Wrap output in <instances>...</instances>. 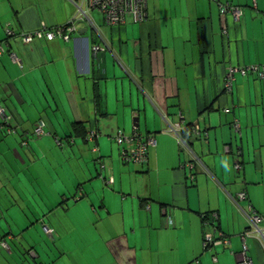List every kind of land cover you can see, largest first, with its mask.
<instances>
[{
  "label": "crops",
  "instance_id": "1",
  "mask_svg": "<svg viewBox=\"0 0 264 264\" xmlns=\"http://www.w3.org/2000/svg\"><path fill=\"white\" fill-rule=\"evenodd\" d=\"M221 1L241 7L238 21L211 0H147L145 20L116 26L85 0H0V264L242 260L248 220L232 197L244 190L239 205L264 214V78L234 72L230 92L223 82L229 67L264 63V0ZM76 4L86 18L67 41L18 38L66 24ZM177 122L199 126L190 145L213 177L181 168L190 155L166 130ZM134 130L155 139L140 165L113 139ZM212 213L229 243L204 248ZM244 241L264 264L262 240Z\"/></svg>",
  "mask_w": 264,
  "mask_h": 264
},
{
  "label": "built area",
  "instance_id": "2",
  "mask_svg": "<svg viewBox=\"0 0 264 264\" xmlns=\"http://www.w3.org/2000/svg\"><path fill=\"white\" fill-rule=\"evenodd\" d=\"M86 5L89 9H94L103 17L104 22L110 26L123 25L126 22L128 16H132L134 20L138 22H142L146 18V7L147 0H85ZM218 4L219 13L221 15L230 14L232 17L238 21L240 16L242 15V9L240 6L233 5L230 2H222L220 0H212ZM76 14L66 23L52 30H47V26L45 23L41 24V28L34 30L32 32H21L18 34V38L23 43H31L39 38L45 37L47 40H53L54 38H62L65 41L69 39V33L76 31L77 23L86 18V11L83 9L81 5L76 4ZM6 35L12 36L14 35L13 30L7 26ZM95 50L103 48L100 46H95ZM4 47L0 44V56L4 53ZM11 57L13 60L18 61L16 55L11 53ZM234 72H239L241 74H247V72H254L257 74L258 78H264V63L263 65L252 64L249 66H240V67H229L227 69L226 75L224 76L223 82V90L225 92H230L231 83L234 77ZM0 114L4 118V121L7 122L10 117L7 116L3 109L0 108ZM232 128L235 133H239L240 131V123L238 120L232 121ZM169 133L173 134L181 150H185L189 155V160H184L181 162V168H185L186 171H191L196 168L198 165L201 167L205 173L209 176L213 177L212 173L208 171V168L202 162V160L198 157V155L193 151L190 142L194 138H200L201 130L198 125H192L189 128H185L182 123L177 122L175 124H167V129ZM10 130H8L9 132ZM33 134L37 137H40L45 134L44 131V122L39 120L33 130ZM97 133L92 130L87 134V140L93 141ZM113 139L121 148V158L123 162L133 163V164H144L147 162V153L149 146L155 143V139L151 135L142 136L136 130H134L130 134H124L122 131L117 132ZM125 144H131L129 148H125ZM238 147V146H237ZM236 154H240V150L236 151ZM242 168V163L238 160V157L234 161V168L236 171H240ZM112 177L106 179L107 183H112ZM247 200V193L244 190L237 192V194L232 197V201L235 205L240 209V211L244 214V217L248 220V227L241 235L242 237V260L237 264H251L250 258L247 255L248 245L244 240L247 239L248 236H257L262 240L264 246V214L257 213L254 211L251 205L248 204L247 208L242 207L240 204L241 201ZM217 215L212 213L210 215L211 219H208L207 214H203L201 219L203 220V247L209 248L214 244H222L227 245L229 243V239L223 233H218L215 235V220ZM43 229L46 233H51V229L46 225L43 226Z\"/></svg>",
  "mask_w": 264,
  "mask_h": 264
},
{
  "label": "trees",
  "instance_id": "3",
  "mask_svg": "<svg viewBox=\"0 0 264 264\" xmlns=\"http://www.w3.org/2000/svg\"><path fill=\"white\" fill-rule=\"evenodd\" d=\"M212 1V0H211ZM221 1V0H220ZM190 126H185V128H189ZM73 128L74 130H81V126L79 124H73ZM76 197H74L73 199H75ZM77 199V198H76Z\"/></svg>",
  "mask_w": 264,
  "mask_h": 264
}]
</instances>
